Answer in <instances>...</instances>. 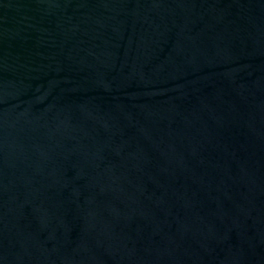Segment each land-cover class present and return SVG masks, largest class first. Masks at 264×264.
Here are the masks:
<instances>
[{"label":"water","instance_id":"obj_1","mask_svg":"<svg viewBox=\"0 0 264 264\" xmlns=\"http://www.w3.org/2000/svg\"><path fill=\"white\" fill-rule=\"evenodd\" d=\"M0 264H264V0H0Z\"/></svg>","mask_w":264,"mask_h":264}]
</instances>
